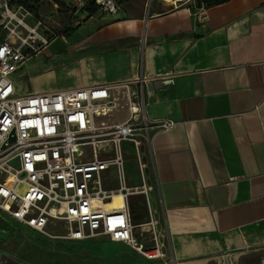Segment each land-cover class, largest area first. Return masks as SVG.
<instances>
[{"label":"crops","instance_id":"obj_1","mask_svg":"<svg viewBox=\"0 0 264 264\" xmlns=\"http://www.w3.org/2000/svg\"><path fill=\"white\" fill-rule=\"evenodd\" d=\"M129 2L114 16L85 14L28 61L41 54L70 60L32 77V88L36 77L49 83L28 92L172 75L144 88L147 117L176 122L150 147L151 205L159 206L170 258L264 264V0L210 6L203 23L188 6L164 10L143 0L125 9ZM58 40L61 48L50 52ZM131 203L136 223L142 198ZM131 252L136 264L154 262Z\"/></svg>","mask_w":264,"mask_h":264},{"label":"built area","instance_id":"obj_2","mask_svg":"<svg viewBox=\"0 0 264 264\" xmlns=\"http://www.w3.org/2000/svg\"><path fill=\"white\" fill-rule=\"evenodd\" d=\"M63 2L75 13L94 7L108 16L122 6L120 0ZM198 3L184 2L192 18L203 23L206 7ZM69 27L55 32L31 9L0 0V220L50 240L122 243L146 261L173 264L163 234L150 249L136 238L137 228L155 232L157 225L150 197L151 139L176 124L147 117L144 88L150 80L170 83L172 75L19 91L11 79L14 72ZM114 197L120 198L118 205ZM135 197L146 206V224L134 223Z\"/></svg>","mask_w":264,"mask_h":264},{"label":"rangeland","instance_id":"obj_3","mask_svg":"<svg viewBox=\"0 0 264 264\" xmlns=\"http://www.w3.org/2000/svg\"><path fill=\"white\" fill-rule=\"evenodd\" d=\"M31 8L36 14L41 16L45 23L53 31L57 32L69 25L70 30L62 33L64 38L70 34L78 26L76 23L82 24L85 13L82 11L75 13L71 7L63 2V0H14ZM143 0H130L124 7L125 9L132 6H138ZM150 8L153 3L163 4L164 10H174L184 4L185 0H181L175 6L164 4L159 0H150ZM121 3L124 1L121 0ZM126 2V1H125ZM148 0H146V4ZM123 8H120L122 10ZM147 9V5L145 10ZM46 12V14H45ZM54 15L53 21H49L48 16ZM104 14L101 13V16ZM46 17V18H45ZM61 43L60 40L50 48L55 49L56 45ZM60 49L61 47H57ZM56 48V49H57ZM70 60H68L69 62ZM64 60L47 58L43 54L39 55L34 61L28 62L15 71L11 79L17 88L23 92L31 91V78L36 74L43 72L44 69L57 68L62 66ZM138 224H146L149 217L144 213L145 204L139 206ZM152 210H155L154 221L157 222L156 230L148 232L137 228L136 238L146 249L153 247L155 237L160 234L164 235L166 240V229L162 220L161 212L157 202L152 203ZM131 249L128 246H110L104 244L101 240H91L88 243H68L61 240H50L42 234L32 232L26 228L19 227L9 219L0 220V264H136L132 258ZM168 260L154 261L153 264H167Z\"/></svg>","mask_w":264,"mask_h":264},{"label":"trees","instance_id":"obj_4","mask_svg":"<svg viewBox=\"0 0 264 264\" xmlns=\"http://www.w3.org/2000/svg\"><path fill=\"white\" fill-rule=\"evenodd\" d=\"M13 4H22L18 1V3L14 2V0H11ZM121 1V0H120ZM124 2L127 1V0H123ZM197 3H198V0H196ZM227 0H200V2L206 7V8H209L210 6H218V5H221V4H224L226 3ZM199 4V3H198ZM24 5V4H22ZM26 8H29L27 7L26 5H24ZM31 9V8H29ZM32 10V9H31ZM33 11V10H32ZM35 11V10H34ZM33 11V12H34ZM82 11H85L86 15L87 16H91L93 14L96 13V9L94 7H86L84 10ZM36 14V13H35ZM70 30V28L67 29L66 33ZM65 33V32H64Z\"/></svg>","mask_w":264,"mask_h":264},{"label":"bare ground","instance_id":"obj_5","mask_svg":"<svg viewBox=\"0 0 264 264\" xmlns=\"http://www.w3.org/2000/svg\"><path fill=\"white\" fill-rule=\"evenodd\" d=\"M159 1L167 5L175 6L181 0H159ZM48 83H49V77H36V79L33 80V86H34L33 88L41 89L40 88L41 86L47 85ZM119 202H120V198L114 197V204L118 205Z\"/></svg>","mask_w":264,"mask_h":264},{"label":"water","instance_id":"obj_6","mask_svg":"<svg viewBox=\"0 0 264 264\" xmlns=\"http://www.w3.org/2000/svg\"><path fill=\"white\" fill-rule=\"evenodd\" d=\"M12 141V140H11Z\"/></svg>","mask_w":264,"mask_h":264}]
</instances>
